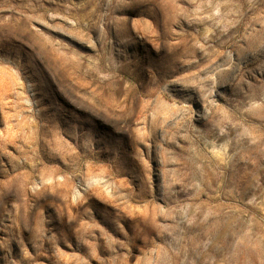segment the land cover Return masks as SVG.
I'll list each match as a JSON object with an SVG mask.
<instances>
[{
	"label": "rangeland",
	"instance_id": "rangeland-1",
	"mask_svg": "<svg viewBox=\"0 0 264 264\" xmlns=\"http://www.w3.org/2000/svg\"><path fill=\"white\" fill-rule=\"evenodd\" d=\"M0 264H264V0H0Z\"/></svg>",
	"mask_w": 264,
	"mask_h": 264
}]
</instances>
